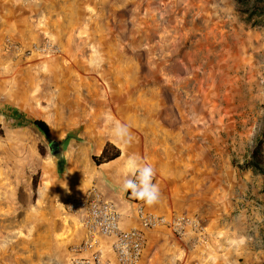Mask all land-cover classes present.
Returning a JSON list of instances; mask_svg holds the SVG:
<instances>
[{
    "label": "rangeland",
    "instance_id": "374dc122",
    "mask_svg": "<svg viewBox=\"0 0 264 264\" xmlns=\"http://www.w3.org/2000/svg\"><path fill=\"white\" fill-rule=\"evenodd\" d=\"M253 3L0 0V264H70L83 235L67 206L89 191L88 146L107 140L154 169L156 212L200 221L181 240L153 231L150 264H264L263 177L246 167L261 141L264 169Z\"/></svg>",
    "mask_w": 264,
    "mask_h": 264
},
{
    "label": "built area",
    "instance_id": "2783aa9c",
    "mask_svg": "<svg viewBox=\"0 0 264 264\" xmlns=\"http://www.w3.org/2000/svg\"><path fill=\"white\" fill-rule=\"evenodd\" d=\"M129 196L134 205V223L128 228L123 227L124 216L115 205L95 189L69 201L67 209L77 217L83 231V241L74 250L77 254H73L70 264H142L148 232L165 230L180 240L200 234L202 228L197 217L183 213L158 214L146 209L143 200L131 193ZM104 239L108 240L107 244Z\"/></svg>",
    "mask_w": 264,
    "mask_h": 264
},
{
    "label": "crops",
    "instance_id": "0c3cea01",
    "mask_svg": "<svg viewBox=\"0 0 264 264\" xmlns=\"http://www.w3.org/2000/svg\"><path fill=\"white\" fill-rule=\"evenodd\" d=\"M70 141V140H69ZM68 141V142H69ZM105 148V157H111L118 151V157L112 159L107 162L100 161L99 164H96L92 157L98 158L100 157L103 149ZM66 150V149H65ZM88 155L90 157L91 162L87 165V170L89 172V177L85 181V185L89 190L95 189L98 193L102 195V197L106 200L111 201L116 209L124 216L122 220V225L124 228H128L134 223L133 219V208L134 205L130 200V192H126L122 189L123 180L125 179L126 174L130 173V170L137 166L141 165L138 162H132L124 160V153L122 149L114 142L107 140L101 145H89L88 146ZM65 157V156H64ZM65 161V158H64ZM81 169L79 170L78 175H81ZM128 178H135L133 176H129ZM144 206L146 209L156 212L158 209L157 204L148 205L144 202ZM158 213V212H156ZM170 212L169 214H171ZM161 214V213H158ZM167 215V214H166ZM81 230V228H79ZM82 231V230H81ZM154 232L147 233V243L146 248L143 252L141 262L142 264H150L154 255L151 257H146L148 246H149V235ZM83 235V231H82ZM103 242L105 244L108 243L107 239H104ZM108 257L109 250L106 251ZM147 258V259H146Z\"/></svg>",
    "mask_w": 264,
    "mask_h": 264
},
{
    "label": "clouds",
    "instance_id": "9594fccd",
    "mask_svg": "<svg viewBox=\"0 0 264 264\" xmlns=\"http://www.w3.org/2000/svg\"><path fill=\"white\" fill-rule=\"evenodd\" d=\"M129 176L135 178H128ZM154 176L155 171L150 165H137L130 170L129 174H126L122 189L130 192L134 198L143 200L148 205H152L159 199V187L152 183ZM240 243H243L242 239Z\"/></svg>",
    "mask_w": 264,
    "mask_h": 264
},
{
    "label": "trees",
    "instance_id": "16d2710c",
    "mask_svg": "<svg viewBox=\"0 0 264 264\" xmlns=\"http://www.w3.org/2000/svg\"><path fill=\"white\" fill-rule=\"evenodd\" d=\"M234 1L237 3H240V4L248 3V0H234ZM253 5H254V7H256L257 5H262L261 7H264V0H254ZM14 117L16 119L19 118L18 115H15ZM30 125L33 126L44 137L47 138L49 136V127H48L47 123L44 122L43 120L33 119V120H31ZM2 133H3V131L0 128V135H2ZM262 135L264 136V130L262 132ZM72 138L73 137L71 135L66 136V138L64 139V143H67ZM261 148H262L261 141H258L250 153V160L246 163V167L251 168L254 171H259V173L262 175V177H263V189L262 190L264 193V169H261V170L255 169V166L256 167L259 166L260 163L262 162ZM116 157H118V151L116 152V154H114L111 157H105V148H104L100 157L98 158V160L95 157H92V159L96 164H99L100 161L107 162V161H110L112 159H115ZM59 169L61 171V168H59ZM33 186L35 187V182L33 183Z\"/></svg>",
    "mask_w": 264,
    "mask_h": 264
},
{
    "label": "water",
    "instance_id": "95a60500",
    "mask_svg": "<svg viewBox=\"0 0 264 264\" xmlns=\"http://www.w3.org/2000/svg\"><path fill=\"white\" fill-rule=\"evenodd\" d=\"M50 155L56 160L58 164H61L64 161V146H61L56 141H51L48 144Z\"/></svg>",
    "mask_w": 264,
    "mask_h": 264
}]
</instances>
